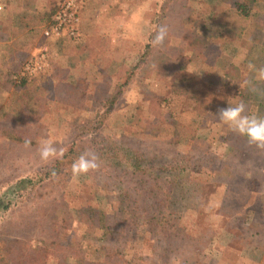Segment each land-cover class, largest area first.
Wrapping results in <instances>:
<instances>
[{
    "label": "rangeland",
    "instance_id": "obj_1",
    "mask_svg": "<svg viewBox=\"0 0 264 264\" xmlns=\"http://www.w3.org/2000/svg\"><path fill=\"white\" fill-rule=\"evenodd\" d=\"M164 1L112 0L116 5L112 10H93L86 3L85 10L88 8L91 14L81 17L76 39L63 34L45 37L49 20L29 22L30 37L19 38L15 22L6 20V15L0 16V21L11 25L9 38L5 41L1 38L0 42V129H11L13 135L32 141L26 148L0 137V241L23 237L33 245L32 230L24 226L25 219L36 210L37 221L41 214L48 221H57L62 216L66 204L57 202L53 192L48 195L56 198V202L45 206L42 203V208L31 204L21 208L29 197L32 185L29 182L37 181L41 167L57 157L42 161L39 146L48 140L62 153L70 128L94 117L97 104L90 105L87 100L102 94L104 85H98L106 83L111 93L115 85L124 83L135 60L145 54V63L126 80L128 86L99 136L119 139L136 134L127 138L141 139L149 153L156 151L157 155L164 149L169 160L174 154L188 155L189 159L182 162L187 164L188 172L175 180L183 200L174 207V212L178 216L181 209L182 214L176 222L169 223L172 216L168 219L167 212L163 218L158 217L163 219L162 225L139 226L131 236L124 227L117 226L115 242L124 246L123 254L130 264H141L138 255L147 259L146 264H264V148L250 145L217 118L219 109L238 102L245 104L246 114L264 117V81H257L255 70L249 68L250 64L256 69L264 68V0L252 2L249 18L237 14L227 4L216 6L211 0H188L194 13L183 29L198 33L199 41L197 38L182 41L181 46V31L177 28L174 33L168 31L164 43L153 46L154 53L150 55V40L162 23ZM82 9L81 1V14ZM172 13L173 17L181 16L174 8ZM253 15L257 19H252ZM165 45L168 54L181 55V61L175 64L155 53ZM17 48H24L27 56L15 55L13 62L2 58ZM37 49H43L47 65L36 76L21 78L25 60ZM158 61L172 66L159 70ZM178 66L182 71L175 75ZM60 80L65 81L54 96L53 86ZM245 80L256 90L243 86ZM21 81L25 86L18 89ZM94 84L99 93H93ZM86 89H90L84 99L88 111L81 112L56 100L64 95L67 99L78 98ZM36 100L39 105L34 103ZM31 111L32 116H23ZM169 113L171 118L167 117ZM18 120L23 124L16 123ZM150 120L160 125L150 126ZM89 172L79 176L71 172L59 190L56 188L57 194L65 193L66 201L71 203L66 210L69 216L65 217L71 230H63L60 237L83 243L80 253L98 258L105 241H97L100 232L84 233L76 229L83 221L80 215L85 217L88 212V208H81L76 196L81 194L89 202H95L94 207L116 223L121 218L114 219L113 213L122 197L116 188L105 184L107 180ZM127 178L135 181L133 177ZM124 188H128L130 202L122 203L133 211L137 199L150 193V185L140 180L125 182ZM178 194L176 191L174 195ZM172 224L175 226L169 228ZM169 246L173 250L162 257L158 251ZM5 259L0 255L1 261Z\"/></svg>",
    "mask_w": 264,
    "mask_h": 264
},
{
    "label": "trees",
    "instance_id": "obj_2",
    "mask_svg": "<svg viewBox=\"0 0 264 264\" xmlns=\"http://www.w3.org/2000/svg\"><path fill=\"white\" fill-rule=\"evenodd\" d=\"M108 1L110 2V7L108 6ZM108 1L82 0V4L84 6V3H89L93 7V10H112L113 8H116V5L113 4L112 0ZM254 1L256 0H211L210 2L216 6L227 4L230 6L229 8L234 9L237 14L242 17L249 18L251 16L250 12H252L251 10L253 9L252 2ZM59 5L60 0H49L44 14L40 17V23H45L48 20L50 22ZM173 8L176 10V13L181 14L180 17L176 18L172 16ZM161 9L162 12L160 18L162 19V23H159L158 26L164 25L168 28V31L172 33H174L175 29L179 28L181 31V46H183V42L196 40L195 38L199 41L198 33L197 35L195 33H188V29H183V26L188 22L189 18L193 17L192 13H194L191 7H189L188 0H165ZM105 13L107 14L108 12L105 11ZM251 18L257 19L254 15ZM260 20L261 19H259V21ZM191 28L193 29L194 27ZM199 31H201V29H199ZM186 32L189 35H186ZM202 38L204 39L205 35ZM148 47L149 46H146V48ZM153 48V45L150 44V55L154 53ZM157 52L161 53V59H164V57L168 58V60L172 59L175 64L177 61H181L182 59V56L179 54L174 53L170 56L166 45L155 51V53ZM26 53L27 51L24 50V48H17L12 50L6 58L13 62L15 55L27 56ZM144 57L145 54L135 60V63L131 66L126 75L124 83L115 85V88L111 93L109 91V87H105L106 83L98 85H104L102 94L97 98H92L90 96L87 100L90 105L91 103L97 104L94 117L91 120H83L72 126L69 130L70 132L68 134L67 142L64 145L61 155L41 167V175L37 181L29 182V184H32L29 197L21 208L25 209L29 204L34 207H41L42 203H45L42 206H45L46 203L49 205L56 199L48 195L53 192V194L57 196V202H65L66 204L63 205L66 207L62 216L57 221H48L45 214H41L39 215L41 219L37 221L38 218L36 217V214L38 210H36L32 215H30V217H28V220L25 219V222H27L25 225L23 222L24 226H29L30 231L32 230L30 232L32 235L30 236L34 238L35 244L31 245L32 243L29 239L27 241L24 240L23 237H15L10 240L0 241V255L6 258L4 261L0 260V264H69V261L70 264H130V261L126 259L123 254L124 246L122 244L117 245L115 242L118 232L116 229L117 226L121 229L124 227L127 235L131 236L132 232H135L139 226H146L147 228L150 226L155 228L159 224L162 225L163 219H158V217L163 218L166 216L167 212V218L172 216V218H168L169 223L176 222L179 219L182 214L180 213L181 209L179 211V215L177 216L174 212V207L179 205L180 201L182 202L183 197H181L182 193L180 192V186L178 183H175V180L179 179L182 173L188 172L186 168L187 164L182 163L189 159L188 155L185 157H179L174 154L169 160L167 152L164 149H161L160 153L157 155L155 153L156 151H154V153H149L148 147L142 146L143 143L141 139L137 140L134 137L129 139L127 138L128 136H135L136 134L123 135L119 139H108L106 137L99 136L105 124V120H107L111 111L116 107L121 95L124 92L123 89H126L128 86L129 82L126 80L131 79L134 70L140 64L145 63ZM30 58L31 57H28L25 62H27ZM157 63H161V61H158ZM171 66L166 67L165 63H161V67L158 69L165 71V68L170 69ZM178 68L176 67L175 75L181 74L182 69L179 66ZM64 81L65 80H60L54 84V96L59 92V87H61V84ZM24 86V81L17 84L18 89L24 88ZM94 86H96V91L94 90L93 93H99L97 85L94 84ZM89 90L90 89H86L85 91L80 92L78 98L70 97L67 99V95H64L61 100L59 98H56V100L63 101L66 105H68V107H77V109L81 112L88 111L87 108L89 107H86L84 99L86 97V93H90ZM151 97L152 96L150 94V98ZM34 103L38 105L40 104L37 100L34 101ZM36 112H38V110H36ZM32 114L34 113L31 111V113L23 116L28 118L32 116ZM16 117H18V115ZM167 117L171 118L172 114L169 113ZM16 123L23 124L20 120ZM155 125L160 124L159 122L155 124L154 120H150V126ZM0 130L1 140L3 138L5 141L24 144L25 139L13 135L10 131L11 129ZM133 141H136L137 144H133ZM145 144L146 143H144V145ZM168 144L175 145L170 142ZM86 152L90 155H95L99 165L98 168L90 170L89 173L92 174L93 177H103L107 180V183L105 184L109 183L111 188H116V190H118V196L122 197V201H124V203L130 202L128 199L129 193H126L128 188H124L125 182L130 184L131 182L140 180L150 185V193L147 194V197L143 195V197H139L137 199V208H135L134 211L132 209H128L129 207H126L128 204L125 205L122 201H120L118 208L115 209L113 213L114 219L116 217L121 218L117 223L116 221L111 222V216L96 209L94 207L95 202H89V200L84 199L81 194L76 196V198L80 201L81 208H88V212L85 213V217L80 215V221H83L79 223L80 228L76 226V229H80L81 231H84V233L100 232V236L97 241L102 239L106 243H104L103 249L101 250L98 258L86 255L85 253L84 255L81 254L80 252L82 251L83 243L71 241L69 238L63 240L60 237L63 230H71V225L70 223H67L68 221L65 218L66 216H69L67 215L68 212L66 210L69 208L71 203L66 201L65 193L57 194V192L59 190V186L66 180L67 177L70 176L69 174L71 173V164L73 161ZM181 163L182 165L180 166ZM127 176L133 177L135 181L133 179H128ZM110 182H112V185ZM57 187L58 190L56 189ZM176 191L179 192L178 195H174ZM121 206L124 207L121 208ZM15 208H17V206H15ZM153 209L154 211H152ZM185 210H187L186 207ZM182 212H184L183 207ZM175 224L170 225L169 228L175 226ZM97 241L95 242L97 243ZM172 250V247L169 246L168 248H161L158 253L163 257L164 255L167 256ZM7 259H9V262L6 263ZM137 260L141 264H146L147 261V259L141 255H138ZM157 261L160 260L157 259Z\"/></svg>",
    "mask_w": 264,
    "mask_h": 264
},
{
    "label": "clouds",
    "instance_id": "obj_3",
    "mask_svg": "<svg viewBox=\"0 0 264 264\" xmlns=\"http://www.w3.org/2000/svg\"><path fill=\"white\" fill-rule=\"evenodd\" d=\"M167 36L168 28L164 25L158 26L150 42L153 46L162 45ZM249 68L255 70V79L257 81H264V68L256 69L255 66L251 64ZM243 86H247L250 91L256 90L251 82L247 80L243 82ZM217 118L223 125H226L230 130L245 138L250 145L264 148V117L246 114L245 104L243 102H238L234 105H228L226 108L219 109ZM30 144V140H25L24 146L26 148L29 147ZM38 152L42 161H47L51 157L61 155L48 140L41 143ZM98 166L96 156L86 152L73 161L71 164V172L74 176H79L88 173L90 170H95Z\"/></svg>",
    "mask_w": 264,
    "mask_h": 264
},
{
    "label": "built area",
    "instance_id": "obj_4",
    "mask_svg": "<svg viewBox=\"0 0 264 264\" xmlns=\"http://www.w3.org/2000/svg\"><path fill=\"white\" fill-rule=\"evenodd\" d=\"M81 1L62 0L51 18L48 29L44 31V36L63 34L71 39L78 38L81 21ZM46 65V55L43 49H37L31 58L24 63L20 71V77L26 79L36 76Z\"/></svg>",
    "mask_w": 264,
    "mask_h": 264
},
{
    "label": "crops",
    "instance_id": "obj_5",
    "mask_svg": "<svg viewBox=\"0 0 264 264\" xmlns=\"http://www.w3.org/2000/svg\"><path fill=\"white\" fill-rule=\"evenodd\" d=\"M48 1L49 0H0V13L2 12V15L0 16L6 15L7 17L6 20L7 19L13 20L15 22L17 30H19L20 32L18 36L19 38L30 37L29 33H30V29L32 28L31 24L40 23V17L44 14ZM86 3H84L82 9L83 10L81 14L82 18H85V16H88V14H91L88 8L87 10H85L87 7L85 5ZM32 20H35V22H32ZM6 22L7 21L3 22V20L0 21V42H1V38H3L2 39L3 41H5L6 38H9L7 37V34H8L9 26L11 25L8 26L7 24H5ZM82 22H81V28L83 25ZM10 28L12 29V27ZM7 54H9V52ZM5 55H3L2 57L3 59L6 58Z\"/></svg>",
    "mask_w": 264,
    "mask_h": 264
}]
</instances>
